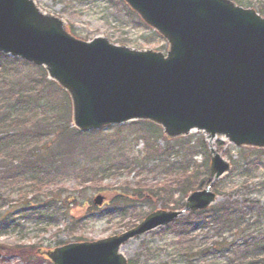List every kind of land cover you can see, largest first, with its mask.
<instances>
[{
	"label": "water",
	"instance_id": "obj_1",
	"mask_svg": "<svg viewBox=\"0 0 264 264\" xmlns=\"http://www.w3.org/2000/svg\"><path fill=\"white\" fill-rule=\"evenodd\" d=\"M124 1L164 38L165 52L78 38L36 0H0V51L43 66L69 94L82 132L133 120L160 126L168 139L204 132L210 176L181 209H157L120 234L39 248L53 264H128L130 239L218 201L212 185L232 163L216 141L264 150V15L233 0Z\"/></svg>",
	"mask_w": 264,
	"mask_h": 264
},
{
	"label": "rangeland",
	"instance_id": "obj_2",
	"mask_svg": "<svg viewBox=\"0 0 264 264\" xmlns=\"http://www.w3.org/2000/svg\"><path fill=\"white\" fill-rule=\"evenodd\" d=\"M36 2L43 10L63 17L70 31L79 38L89 40L96 35H105L113 42L131 47L166 50L165 40L137 15L131 14L123 0ZM48 80V77L44 79L43 72L38 67L21 61L0 59V119L7 114L13 116L14 109L22 99L27 100L31 107L35 103V108L30 112L34 119L37 116L42 124H50L53 118L65 114V96L58 87L50 85ZM40 101L41 104L38 105L37 102ZM27 117L31 118L30 114ZM149 123L142 120L112 124L102 128L96 135L75 136L76 142L66 146V149L54 148L46 151L47 156L36 165L42 169L46 180L42 185L44 190L33 188L31 182L26 181V177L21 175L23 171L20 152L9 149L5 159H0V211L9 208L13 212L9 221L13 223L7 229L0 227V245L15 248V251L11 254H0V264H22L19 250H16L21 244H35L36 249L55 248L72 241L97 240L132 228L141 218L157 209H180L181 207L173 205V200L185 203L188 193L184 195L176 190L174 199L166 202V194L158 187L143 188V195L146 196L141 197L135 193L133 186L126 187L125 183H137L142 180L147 184L154 183L159 186L168 177L167 174H170L161 168L166 160L170 163L188 162L191 167L207 162L206 167L201 170V175L208 180L209 144L204 132L193 131L184 138L188 139L184 142L185 147H181L179 143L183 139H167L160 127ZM3 126L0 127V133L6 129H17L12 125L9 128ZM202 138L207 144V149L201 146ZM218 142L223 143L220 152L233 163L232 171L219 179V189L227 191L247 178L252 183H260L253 192L264 200V157H252L255 163L259 162L258 168L247 169V163L242 159L240 150H250L249 148H240L221 141H216V147ZM151 146L159 149V152L149 155ZM168 146L173 148L172 152L170 155H162L160 151ZM128 163L133 165L126 168ZM94 167L100 170L96 177L101 180L100 184L95 183L88 174ZM108 167L109 171H103ZM99 194L104 195L105 199L102 205L97 206L93 204V200ZM24 195L30 207L37 209H23V201L20 200ZM219 196V201L225 198L223 194ZM16 199L19 201L15 202ZM114 204L118 208V215H104V210ZM78 219L79 221L72 224ZM175 230L174 226H161L130 239L123 246V253L133 262H137L139 256L138 264H145L146 254L150 257L149 264H163L164 259L170 255L165 244L174 242ZM30 264L51 263L43 260Z\"/></svg>",
	"mask_w": 264,
	"mask_h": 264
},
{
	"label": "trees",
	"instance_id": "obj_3",
	"mask_svg": "<svg viewBox=\"0 0 264 264\" xmlns=\"http://www.w3.org/2000/svg\"><path fill=\"white\" fill-rule=\"evenodd\" d=\"M234 1L246 7H255L264 15V0ZM131 14L135 13L132 12ZM2 58L10 59L12 62L21 61L25 64L38 67L43 72L44 79H47V73L41 66L33 65L23 59L14 58L0 52V59ZM48 82L63 92L65 96V114H61L59 118H53L50 124H42L39 122L37 116L34 119L31 115L30 111L35 108V103L31 107L27 103V100L22 99L21 104L19 103L14 109L13 116L7 114L0 119L1 128L4 127L3 125L7 126V128L11 127L10 125L17 128L16 130L6 129L0 133V159H5L4 156H6V152L9 149L16 151V153L20 152V165L23 171L21 175L23 174L26 177V181L31 182L30 184L33 185V188L39 190H44L42 189V185L46 180L42 169L37 168L36 165L47 156L46 151L53 150L54 148L66 149V146H71L76 142L75 136L96 135L102 131L101 129L79 132L76 128L72 127L68 93L62 90L54 81L48 80ZM37 104L40 105L41 101L37 102ZM28 114H30L31 118L27 117ZM180 139H183L179 143L180 146L185 147L186 143L184 142H187L188 139ZM148 143L150 142L148 141ZM201 146L207 149V144L203 138ZM217 147L221 151L223 143L218 142ZM149 149V155L159 152V149L154 148V146L149 147ZM172 150L173 148L168 146L165 150H161L160 153L162 155H170ZM240 151L242 159L247 163V169L252 167L258 168L259 162L255 163L252 157H264V150L241 149ZM247 152L251 154L248 155ZM206 164L207 162H202L196 167H191L188 162L170 163L166 160L161 165V168H164L170 174H167L168 177L159 186L154 183L147 184L142 180L137 183L126 182L125 186H133L135 193L141 195V197L146 196V194L143 195V188L154 189L158 187V189L166 194L164 198L168 202L174 199L176 190L186 195L191 190L202 189L207 180L202 177L201 170L206 167ZM131 165L133 164L128 163L125 167L128 168ZM109 170V167L103 169V171ZM99 173L100 170L95 167L88 171L92 180L97 184H100L101 181L96 179ZM262 181L264 188V180ZM220 184L221 180H218L213 185V189L219 194L225 195L222 201H219L209 209L196 212L189 211L185 216L169 224V226H174L176 230L173 234L174 242L165 244V248L169 249L170 255L164 259L163 264H264V200H262L260 195L253 192L254 188L260 183H252L246 178L236 187L234 186L227 191L220 190ZM26 199L24 195L20 200V202L23 201L24 210L37 209L36 207H30V203L26 202ZM6 200L3 199V201ZM14 201L17 202L19 200L16 199ZM173 205L177 208H182L184 203L181 204L180 200L174 199ZM117 210L118 208L114 204L112 207L105 209L103 214L114 217L118 215ZM12 214L13 212L9 208L0 211V227L7 229L12 225L13 222L9 221V217ZM76 221H79V219L74 220L72 224L76 223ZM72 233H74V230H72ZM38 248L40 247L35 249V244L29 246L18 245L16 250H19L18 253L22 264L46 260L45 257L37 254ZM13 251H15V248L0 245V254H11ZM146 256L144 262L145 264H149L150 257L147 254ZM138 263H140L139 256L137 262L129 261V264Z\"/></svg>",
	"mask_w": 264,
	"mask_h": 264
},
{
	"label": "bare ground",
	"instance_id": "obj_4",
	"mask_svg": "<svg viewBox=\"0 0 264 264\" xmlns=\"http://www.w3.org/2000/svg\"><path fill=\"white\" fill-rule=\"evenodd\" d=\"M122 252H123V248H122Z\"/></svg>",
	"mask_w": 264,
	"mask_h": 264
}]
</instances>
